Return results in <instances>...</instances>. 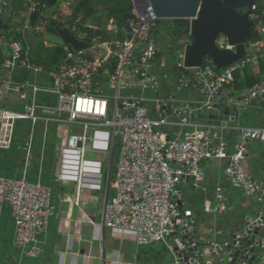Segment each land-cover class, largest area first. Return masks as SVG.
Returning <instances> with one entry per match:
<instances>
[{
    "label": "built area",
    "instance_id": "built-area-1",
    "mask_svg": "<svg viewBox=\"0 0 264 264\" xmlns=\"http://www.w3.org/2000/svg\"><path fill=\"white\" fill-rule=\"evenodd\" d=\"M7 7L8 0H0V19ZM134 15L130 37L123 41H93L79 52L63 47L66 55L62 63L47 73L52 88L33 87L31 100L22 111L8 105L11 95L26 87L14 81L23 49L14 40L9 41L6 51L0 44V150H9L18 123L28 122V155L37 134L43 152L48 151L49 144L55 146V183L75 186L76 205L83 192H101L105 170L112 195L104 206V227L132 233L139 246H150L165 242L171 232L178 216L173 194L182 180L202 183V165L209 160H228L231 185L264 204V188L248 177L244 168L249 145L264 143V124L238 129L239 141L232 154L215 127L197 126L183 118L179 126L188 132L173 136L166 133L171 117L165 114V96L158 94L162 82L155 70L161 49L155 32L165 33L162 21L166 20L158 18L152 7L141 12L134 8ZM107 27L108 31H117L113 20ZM25 29L28 27L18 32ZM259 32L264 36V27L260 26ZM256 46L250 43L245 58L218 75L212 61L196 70L193 78L179 75V92H188L198 84L203 108L222 104L238 114L256 102L264 103V75L250 90L238 93L230 88L235 72L247 66L258 68L264 59V51ZM183 52L178 55L177 66L187 70ZM113 61L116 66L112 70ZM24 66L45 73L42 68ZM42 93L54 95L56 103H39L37 98ZM90 155L97 159H89ZM52 197L50 186L0 176V211L7 205L11 208L14 244L28 258L36 259L41 254L40 239L54 215ZM216 210L223 213L226 207L218 205Z\"/></svg>",
    "mask_w": 264,
    "mask_h": 264
},
{
    "label": "crops",
    "instance_id": "crops-1",
    "mask_svg": "<svg viewBox=\"0 0 264 264\" xmlns=\"http://www.w3.org/2000/svg\"><path fill=\"white\" fill-rule=\"evenodd\" d=\"M67 6V3H62L60 10ZM20 9L19 6L13 7L9 18L0 20V44L5 51L8 50V41L12 40L6 36L8 28L10 26L12 28L15 22L21 21L19 17L11 18V15L16 16L22 13ZM32 12H29L27 16L25 23L27 27ZM21 15L22 18L25 17L24 13ZM260 39L261 41L255 45H257L256 49L263 52L264 36L262 35ZM4 43H7L6 46ZM178 61L179 58L177 63ZM173 64L171 58L166 55L158 59L155 70L162 82L161 93L158 94L165 96L166 105H171L174 110L177 109L180 101L188 104L201 103L203 93L198 84L195 83L196 85L188 92H179L177 77L172 73ZM47 73L30 71L28 83L19 84L26 87L21 92L11 95L9 108L22 111L31 100L33 87L52 88L53 81ZM253 73L258 79L261 78L259 67L253 68ZM42 94L38 95L39 103H56L54 95L43 96ZM176 113L177 116L169 118V125L165 127V132L170 136L179 132H188V129L179 126L183 118L179 112ZM189 121L200 126L197 119H189ZM263 124L264 103L256 102L244 112L239 113L234 127L213 129L227 143L228 152L232 154L239 141L238 129L261 127ZM27 138L28 133L18 131L15 133L12 147L9 150H0V176L13 179L26 178L30 182L50 186L53 190L54 215L50 220L47 233L40 239V256L31 259L14 244L15 223L11 208L8 205L5 206L0 211V264H168L165 258L167 243L139 246L132 233L104 227V206L108 196L112 195L107 176L104 178L101 192H83L79 205H76L75 186L55 183L58 154L52 150V145H48L49 148L46 147L48 151L43 152L41 139L37 134L34 137L35 144L28 155ZM244 168L247 176L264 188V143L252 142L249 145L245 154ZM202 169L205 173L202 183L196 184L195 181L186 179L180 183L178 190L182 194L178 197V201H184L188 206L185 211L191 213L199 223V233L215 246L224 243V240L219 239L222 233L230 231L231 227L243 218L253 215L256 210L262 208L263 204L231 185L227 178L228 160H209L202 165ZM218 205H224L226 211L223 213L217 211ZM261 242L264 248V234ZM214 246L205 249L206 258L209 261L216 256Z\"/></svg>",
    "mask_w": 264,
    "mask_h": 264
},
{
    "label": "water",
    "instance_id": "water-1",
    "mask_svg": "<svg viewBox=\"0 0 264 264\" xmlns=\"http://www.w3.org/2000/svg\"><path fill=\"white\" fill-rule=\"evenodd\" d=\"M139 12L152 7L158 18L163 20H187L190 22L192 43L183 52V66L187 70L200 69L206 59L213 63L218 75L246 56L247 42L259 40V27L264 15L255 16L254 0H132ZM241 10H245L241 13ZM45 11L35 8L29 16L28 29L32 35L37 31L40 17ZM226 41L225 48L218 41ZM47 44L70 47L79 52L88 49L89 44L76 38L69 28L58 27L56 33H46ZM165 114L199 121L203 127H234L239 114L229 107L213 105L205 109L202 103H178L174 110L166 105ZM111 171V168L110 170ZM189 181L190 179H186ZM183 181V180H182ZM181 191L173 194L178 206V216L173 220L167 243L165 258L168 264H264V248L261 237L264 232V204L250 217L243 218L230 231L222 233L219 239L224 243L216 244L206 240L199 232L196 218L185 210L188 206L178 201ZM215 247L216 256L209 261L205 249Z\"/></svg>",
    "mask_w": 264,
    "mask_h": 264
},
{
    "label": "trees",
    "instance_id": "trees-1",
    "mask_svg": "<svg viewBox=\"0 0 264 264\" xmlns=\"http://www.w3.org/2000/svg\"><path fill=\"white\" fill-rule=\"evenodd\" d=\"M255 1V16L264 15V0ZM62 3H67L72 9L73 13L70 17L65 19L59 18L60 6ZM21 7L20 11L25 14L22 18V13L12 16L11 18H20V22H15V26L22 24L21 29L26 25L28 14L35 8L39 7L45 11L40 17L37 28L41 31H35L32 35L29 34V29L23 32H18L15 28H8L7 38L20 43L23 54L17 68L14 71V81L17 84H27L30 77V70L24 66L26 63L29 66L42 68L45 73L55 71L62 63L66 53L63 47L49 46L45 40V34L56 33L58 27L69 28L73 35L78 39H84L88 44L93 41L100 43L123 41L130 37L132 32L131 24L135 21L134 6L132 0H8V7L6 14L1 17V21L12 14L13 7ZM54 9L56 10L51 15L46 13ZM9 18V17H8ZM19 20V19H18ZM114 21L117 31H108V24ZM10 21V20H9ZM165 25V33L156 31V37L160 41L159 59L165 57L175 56L183 52L185 48L192 43L190 37V22L187 20H166L162 21ZM264 27V22L261 24ZM27 27V26H26ZM259 30V29H258ZM262 39V38H261ZM259 40H251L250 43L260 42ZM210 59L204 61L203 66L209 64ZM116 62L113 61L112 70L115 68ZM260 75H264V60L259 64ZM196 70H184L177 66V61L173 64L172 73L178 77L181 74L191 76L193 78ZM259 79L255 77L252 67H245L242 70L235 72L234 82L230 86L231 89L238 93L254 88ZM192 84H194L192 82ZM43 96L45 94H42ZM30 124L28 122H19L16 132L28 133ZM52 144V143H51ZM49 144V146L51 145ZM52 150L55 152V146L52 145ZM116 157V156H115Z\"/></svg>",
    "mask_w": 264,
    "mask_h": 264
},
{
    "label": "rangeland",
    "instance_id": "rangeland-1",
    "mask_svg": "<svg viewBox=\"0 0 264 264\" xmlns=\"http://www.w3.org/2000/svg\"><path fill=\"white\" fill-rule=\"evenodd\" d=\"M56 10H54V9H51V10H49L47 13H46V15L47 16H49V15H51L53 12H55ZM60 16H59V18H63V19H65L66 17H70L71 15H72V13H73V11H72V9L70 8V6L68 5L66 8H64V9H61L60 10ZM16 27V30L17 31H19V30H21V26L19 25V26H12V29L13 28H15ZM20 27V29H18ZM26 27V26H25ZM162 27H163V25H160V29H162ZM23 29V28H22ZM160 33H161V30H160ZM8 43H9V41H8ZM224 42L222 41V39L220 40V41H218V45H220L221 47H224L223 44ZM6 44L7 43H4V46H6ZM225 48V47H224ZM171 58V60L173 61V62H176L177 60H178V58L177 57H175V56H172V57H170ZM184 92H186V91H184ZM184 92H181V93H184ZM101 157H103V156H101ZM89 159H92V160H95V159H97V157L95 156V155H90L89 156ZM107 159H108V157H107ZM104 176H105V178H106V172H105V170H104Z\"/></svg>",
    "mask_w": 264,
    "mask_h": 264
},
{
    "label": "flooded vegetation",
    "instance_id": "flooded-vegetation-1",
    "mask_svg": "<svg viewBox=\"0 0 264 264\" xmlns=\"http://www.w3.org/2000/svg\"><path fill=\"white\" fill-rule=\"evenodd\" d=\"M240 12H241V13H244V12H245V10H241Z\"/></svg>",
    "mask_w": 264,
    "mask_h": 264
}]
</instances>
